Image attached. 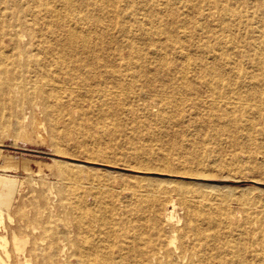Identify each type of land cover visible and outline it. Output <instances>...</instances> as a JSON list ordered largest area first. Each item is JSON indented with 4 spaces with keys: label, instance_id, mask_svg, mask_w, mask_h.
<instances>
[{
    "label": "rangeland",
    "instance_id": "obj_1",
    "mask_svg": "<svg viewBox=\"0 0 264 264\" xmlns=\"http://www.w3.org/2000/svg\"><path fill=\"white\" fill-rule=\"evenodd\" d=\"M121 1L126 5L129 0ZM149 1L155 4L161 0ZM163 1L166 3L158 8L161 11L153 12L161 20L195 14L185 9L181 0ZM90 5L80 12H88L93 8ZM119 13L116 19L120 21L122 11ZM118 36V32L111 34L115 39L110 38L112 49L108 52L97 49L85 54L88 61L104 60L103 66L72 72L74 81L82 78L88 82L85 89L63 79L71 69L50 66L53 78L49 84L63 106L56 107L43 96L27 97L34 76L30 70L18 89L0 94V178L15 183L10 210L13 221L5 214L9 232L6 247H0V252H9L10 264L18 262L12 228L24 241L25 252L31 254L29 264H40L49 255L65 264H103L107 253L126 243H138L142 234H148L147 224L136 215L141 209H162L163 216L175 203L182 218L179 226L185 222L186 209L226 215L228 227L214 229L230 239L234 228L264 221V133H259L263 123L259 126L254 121L255 128L247 137L225 127L227 122L208 126L206 115L200 112L196 117L190 108L184 116L159 120L155 115L166 104L155 94L171 90L158 83L146 85L136 72L140 65L148 72L157 64V57L139 60L124 47L117 55ZM23 39V43L29 42L28 35ZM98 42L105 47V37ZM144 43L138 41L135 46ZM167 59L174 62L175 70L182 67L172 51H167ZM111 68L121 70L117 75L121 81L114 80ZM133 73L136 77L130 78ZM257 110L252 107L244 114ZM261 111L264 114V109ZM113 214H117L116 222L110 220ZM80 218L97 223L80 224ZM183 233L178 231V236ZM187 241L192 245L196 240L192 236ZM177 244L182 246L181 238ZM79 258H87V262L80 263Z\"/></svg>",
    "mask_w": 264,
    "mask_h": 264
},
{
    "label": "bare ground",
    "instance_id": "obj_2",
    "mask_svg": "<svg viewBox=\"0 0 264 264\" xmlns=\"http://www.w3.org/2000/svg\"><path fill=\"white\" fill-rule=\"evenodd\" d=\"M181 1L185 9L195 12L193 16L180 14L170 20L159 19L153 12L156 9L161 11L158 8L166 3L163 0L155 4L149 0H129L126 5L121 0H0V94L8 95L18 89L19 83L29 78L26 72L30 70L34 76H30L32 92L27 93V97L43 96L54 106H63L57 91L49 84L53 78L50 66L55 64L58 69H71V73L63 79L85 89L88 82L82 78L74 81L72 72L75 74L84 67H97L104 63L101 59L88 61L85 54L97 49L108 52L112 49L108 44L115 39L111 34L118 32L120 38L114 47L117 55L124 47L139 60H148L149 55L157 57V64L148 72L142 70L141 65L136 72L140 74L139 80L144 77L146 85L158 83L160 87L171 90L170 93L155 94L166 104L155 115L159 120L184 116L186 108H190L196 117L203 112L208 126L227 122L225 127L229 125L230 130L247 134L255 128L254 121L259 126L261 122L264 125L261 111L264 109V0H240L236 4L235 0H229L230 3L224 0ZM90 3L93 4L92 9L89 7L88 12H80L91 6ZM120 11L122 17L119 21L116 17L121 16ZM25 35L29 37L27 43H23ZM103 37L105 47L103 42H98ZM138 41L145 43L136 47ZM167 51H172L176 57L178 55L181 68L175 70L174 62L166 60ZM135 63H130V67H135ZM125 64L129 68V64ZM120 72L118 68L111 70L115 81H121L117 76ZM133 77H136L135 73L130 78ZM72 93L74 91L71 96ZM252 107L258 109L256 113L251 111L245 116L244 113ZM259 133H264V126ZM245 136L250 137L248 134ZM14 194V180L1 177L0 230L5 235L0 233V247L3 246V249L9 232L4 223L5 214L12 222L10 210ZM51 194L55 197L53 191ZM172 205L173 209L163 216L162 209L136 211L141 221L147 224L148 234H142L138 243H126L107 253L102 263L264 264V221L255 220L252 227L234 228L231 235L228 234L230 239L224 232L214 229L220 225L228 227L230 220L226 215L216 216L186 209L185 222L179 226L177 223L182 218L176 213V204ZM116 215L113 214L110 220L116 222ZM124 219L120 218L121 221ZM96 223L95 219H88L87 222L85 218H80V224L92 226ZM11 230L17 264H29L31 254L25 252L24 241L16 230ZM178 231L184 233L178 236ZM192 236L196 241L189 245L187 240ZM178 238L182 239V246L177 244ZM184 244L188 245L186 249ZM9 257L6 249L4 253L0 252V264H10ZM84 260L79 258L80 263ZM40 264H65V261H58L49 255L42 258Z\"/></svg>",
    "mask_w": 264,
    "mask_h": 264
}]
</instances>
